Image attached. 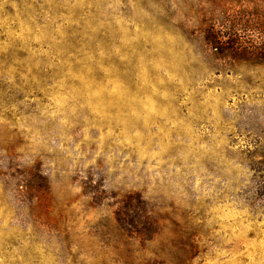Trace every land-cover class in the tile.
I'll return each instance as SVG.
<instances>
[{
	"label": "rangeland",
	"instance_id": "rangeland-1",
	"mask_svg": "<svg viewBox=\"0 0 264 264\" xmlns=\"http://www.w3.org/2000/svg\"><path fill=\"white\" fill-rule=\"evenodd\" d=\"M261 2L0 0V264H264Z\"/></svg>",
	"mask_w": 264,
	"mask_h": 264
},
{
	"label": "trees",
	"instance_id": "trees-1",
	"mask_svg": "<svg viewBox=\"0 0 264 264\" xmlns=\"http://www.w3.org/2000/svg\"><path fill=\"white\" fill-rule=\"evenodd\" d=\"M244 16L234 17L241 23L230 26L227 31L214 28L212 33L203 37L210 55L229 62L232 66L239 63L264 66V0L259 5L249 6ZM125 217L120 215V218Z\"/></svg>",
	"mask_w": 264,
	"mask_h": 264
}]
</instances>
